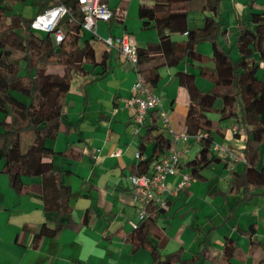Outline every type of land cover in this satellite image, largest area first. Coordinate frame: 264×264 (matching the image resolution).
I'll list each match as a JSON object with an SVG mask.
<instances>
[{"label":"trees","instance_id":"trees-1","mask_svg":"<svg viewBox=\"0 0 264 264\" xmlns=\"http://www.w3.org/2000/svg\"><path fill=\"white\" fill-rule=\"evenodd\" d=\"M25 1L0 0V160L9 187L17 194L25 191L38 194L44 212L54 214L52 228L43 224L33 233V246H36L40 238L55 235L73 211L71 187L64 181L71 171L54 169L53 158L76 160L82 152L72 147L54 151L49 144L58 134H67L78 124L64 121L63 100L74 75L91 74L100 67L95 74L100 79L109 67L96 60L91 36L81 28L84 14L76 0H32L36 13L31 18L12 11L14 3ZM137 1L141 27H151L158 35L157 41L136 47L137 68L151 88L155 84L153 72L163 67L176 69L177 84L187 91L189 98L184 133L190 138L202 135L195 140L198 146L195 155L182 161L181 166L192 180L204 182V169L213 164L226 168L234 162L213 151V134L217 130H213L207 114L214 113L218 122L232 121L235 134L244 135L240 152L227 147L241 167L239 171L230 170L226 193H241V200L259 195L264 201V12L249 8L244 18H237L232 28H227L222 18V0ZM60 4L68 13L58 24L64 38L56 43L53 34L34 31L30 24L37 15ZM124 13L125 6L113 9L109 22L122 24ZM195 15L201 16V20L194 21ZM171 35H181L184 39L175 41ZM202 43L209 44L210 56L196 50ZM188 61L198 64L197 75L210 81L207 91L196 85V74L179 68ZM149 117L137 148L139 156L149 144L152 152L147 159L130 166L131 175L147 173L151 165L173 148L166 130L157 123L158 110H152ZM25 178L32 181L26 184ZM163 211H151L133 229L134 246L147 249L152 264H197L199 254L183 259L181 249L161 255L153 240L161 233L156 218ZM86 218L85 215V221ZM237 231L242 230L237 228ZM244 234L251 242L252 251L258 245L252 241L254 232L248 230ZM234 255V242L226 238L222 260L229 264Z\"/></svg>","mask_w":264,"mask_h":264},{"label":"crops","instance_id":"crops-1","mask_svg":"<svg viewBox=\"0 0 264 264\" xmlns=\"http://www.w3.org/2000/svg\"><path fill=\"white\" fill-rule=\"evenodd\" d=\"M103 1L111 10L125 6V13L122 24L99 23L101 36L127 35L136 47L157 41L155 29L141 27L137 0ZM234 1L230 6L234 19L231 24L225 23L222 10L227 28H232L237 18H244L249 8L264 12V0ZM192 19L200 21L201 16L195 15ZM171 39L181 41L184 36L171 35ZM91 44L97 62H104L109 71L100 79L95 75L100 67L91 74L74 75L63 100V113L65 122L78 124L67 134H58L55 140L49 141L54 151L72 147L82 152L76 160L53 158L54 169L71 171L64 176V181L71 187L73 211L55 235L42 237L33 246V233L43 224L52 228L54 214L44 212L38 194L15 193L1 172L0 160V264H152L151 253L136 248L131 241L133 224L139 225L140 221L129 177L130 166L151 155L152 145H147L141 156L137 146L144 127L149 124L151 111L158 110L159 115L160 109L149 110L142 124L135 123L133 111L127 105L135 74L118 49L107 47L102 40H93ZM196 50L205 56L211 55L206 43L197 45ZM198 66L189 62L179 68L197 75ZM86 69L89 71L90 67ZM175 72V68L163 67L151 74L155 79L152 90L167 112L170 129H164L171 140L174 134L184 132L189 104L187 91L177 84ZM195 82L202 91L211 86L210 81L198 75ZM212 115L213 118L208 113L207 117L218 134H213V138L225 147H233L230 150L240 152L244 135L232 132V121L218 122V117ZM157 123L162 127L160 116ZM177 147L183 163L198 150L194 138H188ZM219 155L234 162L226 168L222 164L207 167L202 171L206 181L192 180L170 197L167 209L157 214L156 223L161 233L153 241L163 256L181 249L183 259L199 254L197 264H227L221 253L224 240L228 238L235 246V255L229 264H264L263 198L257 195L241 200V193L227 194L230 170L239 171L241 162L228 154ZM186 171L181 166L179 173ZM178 180L179 175L166 178L171 187ZM31 181V178L24 179L26 184ZM248 230L254 232L252 241L258 243L252 251L251 242L244 234Z\"/></svg>","mask_w":264,"mask_h":264},{"label":"built area","instance_id":"built-area-1","mask_svg":"<svg viewBox=\"0 0 264 264\" xmlns=\"http://www.w3.org/2000/svg\"><path fill=\"white\" fill-rule=\"evenodd\" d=\"M84 14L81 28L84 33L91 36L93 40H102L109 48H116L131 67L135 74V79L130 88V95L127 99V105L133 111V120L137 124H142L147 112L154 108H159V116L162 120V127L170 129L168 124L167 112L162 109L159 98L154 94L152 88L144 80V76L137 68L136 46L132 44L127 35L120 37L101 36L98 32V25L101 22H108L112 17V10L103 0H76ZM67 9L64 5H56L46 9L43 13L37 15L31 22L30 27L34 31L51 33L55 42L60 43L63 38V31L59 28V21L67 15ZM171 131V130H170ZM232 132L236 133V127H232ZM201 134L194 137L198 140ZM190 138L184 132L174 134L171 140V149L166 155L156 161L152 168L145 174L131 175L130 184L133 189V199L137 202V216L139 221L145 220L151 211L164 210L168 207L169 198L177 195L187 184L192 181L191 176L184 172L179 173L182 165L181 150L177 147ZM213 151L218 154H232L227 147L222 146L215 139L213 141ZM117 154V153H115ZM179 175V180L174 186H169L166 182L167 177ZM137 224H133L136 228Z\"/></svg>","mask_w":264,"mask_h":264},{"label":"rangeland","instance_id":"rangeland-1","mask_svg":"<svg viewBox=\"0 0 264 264\" xmlns=\"http://www.w3.org/2000/svg\"><path fill=\"white\" fill-rule=\"evenodd\" d=\"M232 1L233 0H222V3H221V8L223 10V18L225 20V23H228V24H231L234 21L233 15H232V12H231V8H230V6H233ZM238 1L239 0H235L234 3H237ZM239 3H240V1H239ZM12 11H13V13L20 14V15H22L25 18H31L36 13V7L32 4V0H26L24 3H22V2L14 3L13 6H12ZM206 44H208V43H206ZM215 106L216 107L220 106V101L219 100L216 101ZM209 114H211V117L213 118L212 114H214V113H209ZM0 131H1V125H0ZM222 144L223 143H221V145ZM222 146H224V144Z\"/></svg>","mask_w":264,"mask_h":264}]
</instances>
